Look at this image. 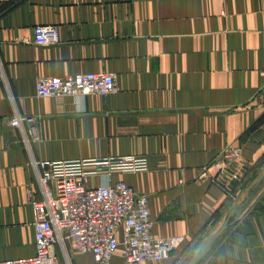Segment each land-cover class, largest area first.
<instances>
[{
	"label": "crops",
	"instance_id": "1",
	"mask_svg": "<svg viewBox=\"0 0 264 264\" xmlns=\"http://www.w3.org/2000/svg\"><path fill=\"white\" fill-rule=\"evenodd\" d=\"M37 24L61 41L37 44ZM0 55V260L36 252L32 158L140 154L149 170L113 179L148 194L156 235L184 237L143 264H189L243 203L196 264H264V0H0ZM91 71L116 73L118 89L37 95L41 76Z\"/></svg>",
	"mask_w": 264,
	"mask_h": 264
},
{
	"label": "built area",
	"instance_id": "2",
	"mask_svg": "<svg viewBox=\"0 0 264 264\" xmlns=\"http://www.w3.org/2000/svg\"><path fill=\"white\" fill-rule=\"evenodd\" d=\"M37 44L61 41L55 24L34 27ZM5 78L0 55V79ZM38 96H88L115 92L117 74L91 71L65 76H41ZM35 117L17 114L11 123L36 135ZM26 143L29 139L26 136ZM227 159L240 156V149L221 154ZM41 196L28 188L33 210L36 252L33 255L0 260V264H77L74 253L91 254L94 264H113L122 246L123 264H143L163 260L183 241V236H160L154 232L149 196L137 191L117 173L150 169L146 155L126 154L103 158L51 160L32 158Z\"/></svg>",
	"mask_w": 264,
	"mask_h": 264
},
{
	"label": "water",
	"instance_id": "3",
	"mask_svg": "<svg viewBox=\"0 0 264 264\" xmlns=\"http://www.w3.org/2000/svg\"><path fill=\"white\" fill-rule=\"evenodd\" d=\"M245 205V203L234 207L230 213L229 216L224 220L223 224L221 225V227L214 233H212L211 235H209L208 237H206L201 244L199 245L198 249L196 250L191 262L189 264H196L197 261L208 251L212 241L214 240V238L220 234L229 224L230 222V218L232 216H234L235 218L238 217L239 212L237 210L238 207H240V209H242V207ZM237 212V213H236Z\"/></svg>",
	"mask_w": 264,
	"mask_h": 264
},
{
	"label": "rangeland",
	"instance_id": "4",
	"mask_svg": "<svg viewBox=\"0 0 264 264\" xmlns=\"http://www.w3.org/2000/svg\"><path fill=\"white\" fill-rule=\"evenodd\" d=\"M80 253L79 251H76L74 254Z\"/></svg>",
	"mask_w": 264,
	"mask_h": 264
}]
</instances>
